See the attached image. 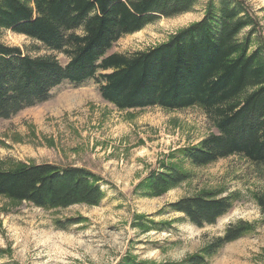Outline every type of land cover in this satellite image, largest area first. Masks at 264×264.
Masks as SVG:
<instances>
[{
    "label": "trees",
    "instance_id": "1",
    "mask_svg": "<svg viewBox=\"0 0 264 264\" xmlns=\"http://www.w3.org/2000/svg\"><path fill=\"white\" fill-rule=\"evenodd\" d=\"M198 1L0 0V33L9 30L28 37L67 58L62 66L55 57H29L0 42V120L46 102L64 82H92L102 100L118 110L203 109L216 134L182 150V157L195 167L230 156L264 165V35L244 1L219 0L215 5L207 0L203 18L166 42L131 55H105L123 36L160 18L189 13ZM186 179L185 173L164 165L137 189L158 197ZM102 185L98 176L76 167L20 164L0 170V196L41 209L98 206L104 197ZM256 202L264 215V196ZM168 208L202 228L231 209V198L202 193ZM73 223L59 221L56 227L65 230ZM251 230L244 222L231 225L182 264H205Z\"/></svg>",
    "mask_w": 264,
    "mask_h": 264
},
{
    "label": "rangeland",
    "instance_id": "2",
    "mask_svg": "<svg viewBox=\"0 0 264 264\" xmlns=\"http://www.w3.org/2000/svg\"><path fill=\"white\" fill-rule=\"evenodd\" d=\"M242 1L264 35V0ZM206 4L199 0L189 13L123 36L105 55H131L166 42L200 21ZM0 42L29 57L67 63L64 55L9 30L1 31ZM212 134L216 130L200 107L118 110L102 100L92 82H64L46 102L0 120V170L20 164L82 168L102 180L104 191L98 206L56 209L0 196V264H182L240 222L252 230L205 264H264V215L256 202L264 196V165L230 156L195 167L182 157L184 148ZM164 165L185 173L186 181L158 197L141 194L137 187ZM202 193L231 198V209L213 225L197 228L168 208ZM67 220L73 225L56 227Z\"/></svg>",
    "mask_w": 264,
    "mask_h": 264
}]
</instances>
